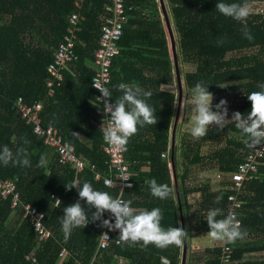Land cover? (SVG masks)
Returning <instances> with one entry per match:
<instances>
[{"label": "trees", "instance_id": "obj_1", "mask_svg": "<svg viewBox=\"0 0 264 264\" xmlns=\"http://www.w3.org/2000/svg\"><path fill=\"white\" fill-rule=\"evenodd\" d=\"M253 1L262 0H247L248 3ZM103 2L84 0V18L78 23L81 29L77 31L75 46L77 58L69 64L71 71L65 70L63 79L54 82L53 94L48 96L47 64L53 60L55 48L66 31L67 16L74 0H0V149L6 145L15 153L18 148H26L31 163V167L0 164V178L16 177L21 201L48 211L44 224L52 231V236L39 242L30 219L22 216V207L12 208L10 198L0 196V264H34L27 258L32 253L42 264H75L77 261L83 264H181L183 244L163 249L154 245L143 248L141 244L115 243L120 233H113L109 245L97 249V238L102 230L100 221L73 229L66 240L61 230V216L65 207L79 200L77 189L69 191L67 184L76 181L82 186L90 182L94 189L108 192L113 198L118 190L95 179L89 167L77 172L70 164H62L56 151L33 133V127L24 123L15 108L18 96L27 104L43 100L39 115L41 125L55 128L63 141L73 147L76 157L92 164L102 175L107 174L102 131L94 123L95 91L90 85L94 73L93 52L105 15ZM218 2L220 0H166L164 8L176 34L177 59L195 66L194 70L184 72L185 86L192 90L197 82L203 81L214 96L213 111L228 94H236L232 113L240 112L246 117L251 111L247 95L260 91L258 85L264 83V12H251L247 18L246 25L253 36L249 41L241 31L244 24L219 13ZM223 2L242 4L245 0ZM127 5H131V9H128V21L119 42L120 52L113 59L109 89L114 101L122 94L116 88L119 83H135L150 91L152 96L145 99L157 123L139 127L127 144L126 158L135 174L133 185L122 191L124 200H131L137 211L160 208L162 228L177 227L186 232L184 264H264V155L259 158L258 178L245 182L238 196L243 203L238 210L241 227L248 236L254 235L228 242L231 251L227 261L223 260L222 244L204 248L201 253L188 251L189 237L210 231L205 220L209 210H222L217 219L227 216L230 193L223 188L213 191L208 182L196 183L191 176L195 168L208 159L217 162L218 171L235 170L251 148L246 146L247 137L233 122H227L222 130L210 127L207 135L199 139L186 131L176 142L174 122L179 114L175 103L178 95L160 87L172 84L176 72L163 24V7L160 4L159 9L157 0H127ZM228 83L232 84L226 86ZM221 84L224 85L216 87ZM24 140L30 143L25 144ZM221 140L224 145L217 150H203L204 144ZM168 148L169 161L161 155ZM42 154H47L46 168L37 167ZM153 178L159 184H168L175 199L153 197L146 183ZM192 193L199 194V209L194 219L200 229L193 228L186 219L191 213L187 200ZM55 196L61 201L60 205L51 204ZM218 196L223 197L219 202ZM80 203L90 219L95 209L89 211L86 201ZM62 248L67 255L59 261ZM253 252L263 254L246 255Z\"/></svg>", "mask_w": 264, "mask_h": 264}, {"label": "clouds", "instance_id": "obj_2", "mask_svg": "<svg viewBox=\"0 0 264 264\" xmlns=\"http://www.w3.org/2000/svg\"><path fill=\"white\" fill-rule=\"evenodd\" d=\"M216 10L225 17L232 18L235 21L244 24L241 29L245 39L251 41L253 36L247 28L246 21L252 12L251 5L245 0L244 3H225L220 0L216 4ZM223 43V40L220 41ZM93 87H95L102 97L97 100L104 103V114L109 117L107 123L105 120L100 128L103 140L106 144L112 146L115 150H126L130 138L138 132L139 127L145 125H155L157 120L153 109L147 104L145 98H150L152 93L145 91L138 84L119 83L116 88L122 93L115 98V103H111L113 98L111 90L101 83L99 80L93 79ZM160 87L165 90H171L172 95L174 89L169 85L161 84ZM260 91H253L247 95V99L251 102V111L246 117L240 112H234L231 120H228L227 101L221 100L213 111V95L209 91V87L205 86L203 81L197 82L191 90L188 103L192 105L194 115L191 119L190 135L199 139L208 133L210 126H217L219 129L225 128L226 122H233L236 129L240 130L247 137L245 144L250 148H256L264 142V83L259 84ZM74 135H78L73 133ZM79 136V135H78ZM15 141V137H13ZM25 144L30 143L24 140ZM172 149V145H171ZM26 148H18L15 153L8 147L4 146L0 149V164L4 166L10 163L14 166L31 167ZM48 165L47 154H42L38 161L37 167L46 168ZM122 178L127 181L125 177ZM107 184L108 181H105ZM150 188L151 195L161 200L172 198L175 199L173 189L168 184H159L156 179L146 181ZM128 187H131L129 184ZM71 191L77 189L79 200L63 210L61 216V230L64 238L67 240L73 229L81 226L85 227L88 223L101 222V227L108 228L112 231H119L120 235L117 243L136 245L141 244L143 248L154 245L157 248H167L175 245L182 246L183 238L186 232L177 227L164 229L161 226L163 218L160 208L152 210L134 209L132 201H124L120 198H113L108 192L99 191L93 188L90 182H84L82 186L74 181L66 185ZM223 199L222 196L217 197V202ZM80 201H86L91 218L86 214L84 207ZM57 205L61 204L56 199ZM110 213L109 219H104L105 213ZM222 210L219 208L211 209L205 216V220L210 228L207 235L215 241H227L234 243L237 240H244L248 236V232L243 230L241 223L233 213L217 219L221 216ZM114 218V223L113 219ZM106 235V234H105Z\"/></svg>", "mask_w": 264, "mask_h": 264}, {"label": "built area", "instance_id": "obj_3", "mask_svg": "<svg viewBox=\"0 0 264 264\" xmlns=\"http://www.w3.org/2000/svg\"><path fill=\"white\" fill-rule=\"evenodd\" d=\"M83 3L84 0H74L73 8L67 16L68 24L66 31L58 46L55 48L53 60L47 64L48 77L46 79V86L48 88V96L53 94L54 82L61 81L63 79V72L65 70L71 71L69 64L77 58L75 46L78 39L77 31L81 29L78 23H80L84 18L82 11ZM102 7L105 15L103 22L99 27V37L97 46L93 52L92 61L94 73H92L90 77V85L95 91L92 99V103L94 105L93 114L95 116L94 123L99 128L103 126L104 120L105 124L107 123V119L109 117L104 114L103 101L101 100V102H99L97 100V97H102V94L92 86L93 79L99 80L109 88L113 59L120 52L119 42L124 34L125 23L128 21V9H131V5H127V0H104ZM260 12L263 13L264 10H260ZM111 103L114 104L115 101L111 100ZM42 106L43 100L36 101L33 104L25 103L20 96H18L15 100V108L20 113V118L25 124L33 127V133L42 138L46 146L51 147L56 151L62 164H70L77 172L89 167L93 170L95 179H101L105 186L118 190V193L114 196V198L124 200L122 191L124 188H128L129 184L131 186L133 185L132 176L135 174L126 158L128 145H126V150L121 149L117 151L112 146L106 144L103 140L102 151L106 155L104 165L106 167L107 174L102 175L94 170L92 164L88 165L85 160L83 161L76 157L73 147L69 143L63 141L55 128L52 126L44 127L41 125L39 115L42 110ZM161 155L166 157L169 161V148ZM263 155L264 142L257 145L256 148H251L245 156L244 161L240 162L235 170L226 172L218 171L217 177L220 181V188L229 189L230 191L227 196V215L229 213H233L236 216V219H238V210L242 208L243 204L238 198L239 193L241 192L245 182L258 178L259 175L257 173L258 165L260 163L259 158ZM168 165H170V162ZM122 176L128 180L125 181ZM105 181H108V183L106 184ZM0 196L2 199L10 198L12 208L18 206L22 207V216L30 219L32 225L34 226V230L37 232L39 242L52 236L51 229L44 224V219L48 216V211L39 210L37 207L32 206L31 203H24L21 201L20 194L16 186V177L0 178ZM51 196L53 198L54 195L52 194ZM56 199H59L58 196H55L54 201L51 202L53 206H57ZM110 217L111 214L107 213L104 219H109ZM112 219L114 223V218ZM113 233H119V231H112L108 228L102 227V230L97 238V249L106 248L111 241V235ZM114 242L117 243V239H115ZM227 243V241L222 243L225 248V256L223 257L224 261H227L231 251ZM66 255V249L62 248L59 253V261L66 258ZM27 258L34 264H42L37 260L35 253L28 255ZM163 261L168 263V259L165 257H163ZM6 264L12 263L8 262ZM75 264L83 263L77 261Z\"/></svg>", "mask_w": 264, "mask_h": 264}, {"label": "rangeland", "instance_id": "obj_4", "mask_svg": "<svg viewBox=\"0 0 264 264\" xmlns=\"http://www.w3.org/2000/svg\"><path fill=\"white\" fill-rule=\"evenodd\" d=\"M157 2H158V7L160 9L161 5H160L159 0H157ZM250 5H251V8H252V12H255L253 10L257 9L258 6H255L253 4H250ZM167 9H168V7H167ZM162 14L163 13L161 12V15ZM162 16H164V15H162ZM163 24H164V26H165V28L167 30V38H168L170 52H171V45H170V38H169L168 29L166 27L165 22H163ZM171 30H172V34H173V37H174L175 42H176V38H175L176 34H175V31H174L172 25H171ZM171 55H172V53H171ZM172 63H173V65H175L174 60H172ZM177 64H178V73L180 75V84H181V88H182V95H181L180 100H178V102L175 100V103H177V105L179 103V114H178V118H177V121H176L177 130H176V133H175L176 134V142L178 141V138L181 135L185 136V134H187V132H190L191 119H192V116L194 115V113L192 111V107L193 106L188 103L189 97L191 95V90L185 86V83H184V72L191 71V70L195 69L194 65L188 64V63H184L179 58L177 59ZM174 71H175V68H174ZM176 83L177 82H176V72H175V74H174V82H172V84H170V86L174 89V92H175L176 97H177L178 86H177ZM230 84H232V83H228V84H226V86L230 85ZM223 85L224 84L217 85L216 87H220V86H223ZM223 100L227 101V109H228V117H227V119L230 120L232 118V114H233L232 113V109H233L234 101H237V95L234 94V93H230ZM213 126H215V125H213ZM213 126H210V127H213ZM223 145H224V141H222V140L221 141H216V142H208L207 144H204L203 150L205 152H213L214 150H217L218 148L222 147ZM176 146H177V144H176ZM216 164H217V162L215 160L212 161V160H208L207 159V160L204 161L203 165L197 166L195 168L194 174L191 175V176L194 177L193 179L196 180V183H204V182H202V180L208 179L209 182H210V185H211V189L213 191L214 190H218L220 188V181H219V178L217 177L218 168H217ZM189 196H190V198H188L187 203H189V205H191V211H190L191 215L189 214L186 219L189 220V224L192 225L193 228H195V229L199 228L200 229V227L198 226L200 224L199 223L195 224V219H194V217H197V214H195V213L198 212V209H199V206H198V200L199 199L195 198V195H192V194H190ZM198 196H199V194H198ZM201 220H204V217H203V219L201 218ZM191 229L192 228H190V230ZM208 232L209 231L203 232V233H200L199 235L193 237L192 239H196V241L192 240L191 238H190L191 240L189 239L190 240V244H189L190 248H189V250H190L191 253H201L204 250V248H207V246L212 247V246H217V245H220V244L224 243V241L212 240L207 235ZM203 236H207L208 238H205ZM261 254L262 253H260V252H256L253 255L250 254V253L249 254L246 253V255L249 256V257H251V256L258 257Z\"/></svg>", "mask_w": 264, "mask_h": 264}, {"label": "water", "instance_id": "obj_5", "mask_svg": "<svg viewBox=\"0 0 264 264\" xmlns=\"http://www.w3.org/2000/svg\"><path fill=\"white\" fill-rule=\"evenodd\" d=\"M159 2L162 5L163 10H164L165 24H166V27H167L168 33H169L172 59L175 62V65L174 66H176L175 67V69H176V82H177V86H178L177 95H178V100H180L181 95H182V88H181V84H180V75L178 73V64H177V56H176V51H175L174 37H173V34H172L171 24H170V21L168 19V15H167V13H166V11L164 9V1L163 0H159ZM178 110H179V103L177 105V111H176V113H178ZM176 121H177V114H176V117H175L174 125H175ZM171 160H172V162L174 160V154H173V152H171ZM181 253H182V256H181V264H184L185 263V255H186V245H185V243H183L182 252Z\"/></svg>", "mask_w": 264, "mask_h": 264}, {"label": "crops", "instance_id": "obj_6", "mask_svg": "<svg viewBox=\"0 0 264 264\" xmlns=\"http://www.w3.org/2000/svg\"><path fill=\"white\" fill-rule=\"evenodd\" d=\"M166 1V0H165ZM249 4H253V5H255V6H258L257 7V9H255V10H253V11H255L256 13L257 12H260V10H264V1L262 0V1H253V2H250ZM260 13H262V12H260ZM144 169H146V168H144ZM202 182H208L209 184H210V182H209V180L208 179H205V180H202ZM192 195H195V198H199V196H198V193H192ZM188 198H190V196L188 195ZM189 204V203H188ZM194 231V230H193ZM197 231V230H196ZM197 234V233H196ZM200 233H198L197 235H199ZM197 235H195V236H197ZM205 235V234H204ZM252 235H254V234H252L251 233V236H248L249 238H251L252 237ZM195 236H192V237H189V239L191 238H193V237H195ZM188 237V236H187ZM203 237H205V238H208L207 236H203ZM189 239H187V249H188V251L190 252V250H189V244H190V240ZM192 240H195L196 241V239H192ZM207 247H209V246H207ZM254 253H256V252H253V253H251L252 255L254 254ZM260 253H262V252H260ZM190 254H191V252H190ZM263 254V253H262Z\"/></svg>", "mask_w": 264, "mask_h": 264}]
</instances>
